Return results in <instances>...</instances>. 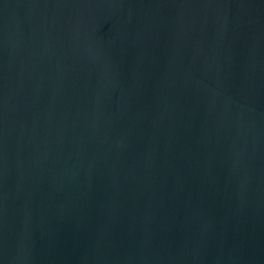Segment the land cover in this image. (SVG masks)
I'll list each match as a JSON object with an SVG mask.
<instances>
[{
    "label": "water",
    "instance_id": "95a60500",
    "mask_svg": "<svg viewBox=\"0 0 264 264\" xmlns=\"http://www.w3.org/2000/svg\"><path fill=\"white\" fill-rule=\"evenodd\" d=\"M0 264H264V0H0Z\"/></svg>",
    "mask_w": 264,
    "mask_h": 264
}]
</instances>
